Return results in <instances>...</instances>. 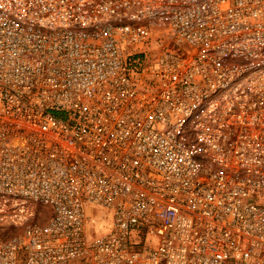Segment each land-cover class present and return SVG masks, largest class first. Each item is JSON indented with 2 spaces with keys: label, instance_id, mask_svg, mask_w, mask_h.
<instances>
[{
  "label": "built area",
  "instance_id": "obj_1",
  "mask_svg": "<svg viewBox=\"0 0 264 264\" xmlns=\"http://www.w3.org/2000/svg\"><path fill=\"white\" fill-rule=\"evenodd\" d=\"M75 259L264 264V0H0V264Z\"/></svg>",
  "mask_w": 264,
  "mask_h": 264
},
{
  "label": "rangeland",
  "instance_id": "obj_2",
  "mask_svg": "<svg viewBox=\"0 0 264 264\" xmlns=\"http://www.w3.org/2000/svg\"><path fill=\"white\" fill-rule=\"evenodd\" d=\"M89 209V213L92 217V222L90 223L88 230L89 231H98L101 229L100 224L102 223V219L100 218V214L102 213V208L95 204H87ZM134 240H140V237L135 238ZM71 264H81L80 259H75L71 262Z\"/></svg>",
  "mask_w": 264,
  "mask_h": 264
}]
</instances>
